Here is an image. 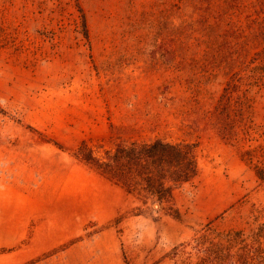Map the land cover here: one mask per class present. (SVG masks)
Instances as JSON below:
<instances>
[{
  "label": "rangeland",
  "instance_id": "374dc122",
  "mask_svg": "<svg viewBox=\"0 0 264 264\" xmlns=\"http://www.w3.org/2000/svg\"><path fill=\"white\" fill-rule=\"evenodd\" d=\"M155 139L197 163L164 200L76 152ZM258 212L264 0H0V264H202Z\"/></svg>",
  "mask_w": 264,
  "mask_h": 264
},
{
  "label": "trees",
  "instance_id": "16d2710c",
  "mask_svg": "<svg viewBox=\"0 0 264 264\" xmlns=\"http://www.w3.org/2000/svg\"><path fill=\"white\" fill-rule=\"evenodd\" d=\"M77 155L92 164L103 175L127 192L143 188L157 200L171 197L173 187L188 182L197 174V163L192 146L155 139L151 142L117 144L105 157L99 158L78 146ZM255 219L248 238L242 231L230 232L225 245L204 249L202 264H264V213ZM235 235L234 237H231ZM238 248L235 249V242Z\"/></svg>",
  "mask_w": 264,
  "mask_h": 264
}]
</instances>
